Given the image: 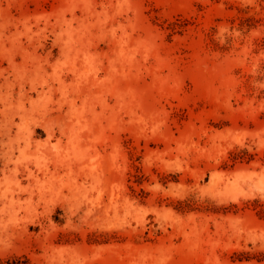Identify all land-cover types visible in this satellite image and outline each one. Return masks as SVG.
<instances>
[{
	"label": "rangeland",
	"instance_id": "obj_1",
	"mask_svg": "<svg viewBox=\"0 0 264 264\" xmlns=\"http://www.w3.org/2000/svg\"><path fill=\"white\" fill-rule=\"evenodd\" d=\"M0 264H264V0H0Z\"/></svg>",
	"mask_w": 264,
	"mask_h": 264
}]
</instances>
